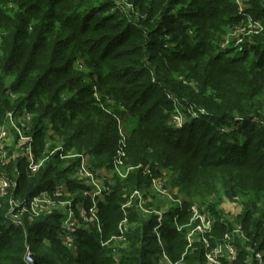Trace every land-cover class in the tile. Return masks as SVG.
<instances>
[{"label":"trees","instance_id":"1","mask_svg":"<svg viewBox=\"0 0 264 264\" xmlns=\"http://www.w3.org/2000/svg\"><path fill=\"white\" fill-rule=\"evenodd\" d=\"M231 2L0 0V127L8 125V112L25 108L30 119L23 130L34 147L58 137L64 149L89 156L93 167L123 161L126 168L106 202L97 204L101 232L79 228L73 253L52 237L60 210L31 218L29 207L60 180L69 198H82L75 193L82 184L71 177L78 158L53 153L35 173H26L20 152L25 144L9 129L6 140L15 149L6 144L0 160V172L10 180L0 194V264H30L28 257L35 264H158L163 252L165 264H207L196 236L186 247L197 223L189 206L218 187L242 207L231 221L202 210L214 220L207 237L215 242L239 223L246 239L231 234L237 255L230 264H257L254 253L264 249V0H244L246 12L262 21L246 35L248 50L241 53L220 47L227 27L241 21ZM193 27L195 39L188 33ZM171 32L179 35L175 45L170 40L176 33L165 38ZM169 95L186 111L205 114L175 130ZM162 167L191 200L163 213L164 247L158 254L151 246L157 242L151 233L157 215H143L135 201L123 204L134 190L150 188ZM15 172L21 174L17 179ZM153 198L150 205L160 208L161 197ZM125 212L127 223L121 225ZM11 213L20 221L13 222ZM110 235L124 247L103 246ZM44 238L58 242L64 255L45 247Z\"/></svg>","mask_w":264,"mask_h":264},{"label":"built area","instance_id":"2","mask_svg":"<svg viewBox=\"0 0 264 264\" xmlns=\"http://www.w3.org/2000/svg\"><path fill=\"white\" fill-rule=\"evenodd\" d=\"M236 3V6L239 10V14H242V16H245L244 14H247L245 11V2L244 0H234ZM260 29V24L255 21H250L247 24L244 22V20H241L239 23L233 26L227 27L223 41L221 42L220 47L221 48H230L235 47L238 52H244L248 50V47L244 46L246 35L257 32V30ZM249 40V39H247ZM173 97L169 95V98ZM200 112H204L203 110H200ZM197 111L192 110L193 116H196L197 113H200ZM12 118L15 119L16 124H13ZM30 119V115L27 112V110L24 108L21 113L14 114L13 112L7 113V120L8 125H11L14 128V131L16 132L17 136L23 142L25 145L22 148L20 152L26 157V173H35L43 163V161L50 156L53 153H58V156L60 159H70V158H78L77 164L73 170V176L75 179L78 180H84L86 183L93 188V192L90 193L88 190L82 191L81 195L82 198L74 202L71 201L70 198L64 199V200H58L56 201H47V203L50 205L49 207L52 208H60L61 212V218L64 216V219L69 215V211H75L77 209L78 204H82L87 202L88 206L86 207L85 216L88 217L86 223L92 226V229L95 228L99 233L101 232L100 228V222L97 217V204L99 202H103L105 200V197L110 193L111 189L109 188V185L106 183L108 181H105L106 178L103 177L101 179H96L93 175V165L91 162V159L89 156L82 155L81 153H77L76 151H70L67 149H64L63 145L58 146L54 145L53 147H50V142L45 141L43 148V156L41 158H36L34 155V145H33V139L26 133H24V128L27 127L28 121ZM23 120V121H21ZM0 128V160H3L5 157V149H4V141L6 140V137L8 135V131H5V133L1 132ZM48 142V143H47ZM19 172H15L14 178L17 179L20 177ZM0 180L3 183V186L0 188V194H2L6 187H8L10 180L8 178H5L3 176H0ZM99 181L104 183L103 185H99ZM59 182H65L64 180H60ZM59 182L55 185L54 195H60L61 190L63 189L62 185H58ZM13 184H15V181L13 180ZM163 179L161 178H154L151 183V187H153L158 193L152 194L151 191L147 189V191L143 192V189H137L134 190L132 193H137V209L140 213L144 214H151L152 212L155 213L157 216V222L156 225H154V229H156L159 225H161V217H162V211L160 209H154L150 205L151 196L154 197L156 195H162L163 197H166L168 193L163 189ZM95 192V193H94ZM96 197V200L92 199L90 194H93ZM148 194L147 196H145ZM43 196V193H40L38 196L33 198V200L30 203V212L31 210L34 211L38 205L40 206L37 201L41 199ZM91 199V200H90ZM46 200V199H44ZM127 203V202H126ZM125 203V204H126ZM125 204L123 206L125 207ZM150 205V206H149ZM41 208V206H40ZM44 208H47L45 205ZM196 217L199 219V223L192 229V231L187 233V247L191 245V243L194 241V237L196 236V240L200 241L204 248H205V258L207 264H225V263H231L236 255H237V249L231 242V234L233 233H225L222 238L219 240L216 239L215 242H211L209 238L207 237V231L209 230L210 226L214 222L212 217L206 212L204 214L198 213L196 214ZM20 218L15 213L12 217L13 222H18ZM81 218L80 220H82ZM62 220V221H63ZM69 222H72V224H76L78 227V223L75 222V220L72 219V217L68 218ZM127 222L122 223L121 225H125ZM82 226H79V228ZM83 229L87 228L85 226L82 227ZM123 226H120V230H122ZM125 229V227H124ZM235 233L241 232V226H237L233 229ZM70 232V231H69ZM103 243V242H102ZM163 257L168 261L167 256L165 253H162ZM254 257L256 259L257 264H264V249L262 251H256L254 253ZM32 259L31 257H28V261ZM33 260V259H32Z\"/></svg>","mask_w":264,"mask_h":264},{"label":"rangeland","instance_id":"3","mask_svg":"<svg viewBox=\"0 0 264 264\" xmlns=\"http://www.w3.org/2000/svg\"><path fill=\"white\" fill-rule=\"evenodd\" d=\"M230 1H232L231 3L233 4V6L235 5L234 8H236L235 9L236 14L241 16V20H244V22L246 24L248 22H250V21H255V22H257V23H259L261 25V23H260V21H262L261 17H258L256 15L254 16V14H250L249 12L247 13L246 11L245 12L247 14H244L245 16H242V14L238 13L239 10H238V8L236 6L235 1L234 0H230ZM137 14L138 13H135L136 16H137ZM262 19H264V16H262ZM186 21H188V20H186ZM192 21L195 23V26H197L198 21H196V20H192ZM194 28L195 27H193V29H189L188 30V33H190L192 35L191 37L193 39H195V36H196V29L194 31ZM174 34L176 35V39H175V41H171L170 40V45H175L177 43V41H179L178 32H171L170 34L165 35V38H167V39L169 38L170 39ZM183 45H185L184 41H183ZM230 48H233L235 52H238V50L235 47H230ZM232 54H234V52ZM170 100L173 103V108H172V110L170 112V115H171V119H172V121L174 123L173 127H174L175 130L181 129L189 119H192V117L197 118L198 116H200V114H205V112H200V113H197L196 116H193L192 109H189L188 111L191 112V114L189 116H186V113H188V111L185 110V106L182 105L181 101L175 96L174 97H170ZM21 121H23V120H21ZM12 122H13V124H16V121L13 118H12ZM263 125L262 124L259 125L258 129H261ZM0 128H2L1 132H3V133H5V131L9 132V129L14 130L13 126L11 125V122H10V126L7 125V123H5V125L1 126ZM225 130H226V127L223 126L221 128L220 132H224ZM51 132H52V129L49 126L47 128V130H46V133L51 134ZM184 134H186V132H184ZM52 136H54V135L52 134ZM45 139H46V136H45ZM19 141L21 142L20 139H19ZM47 141L48 142L52 141V142L55 143V145H58V146H62L63 145L62 141L58 137H56V138L53 137L52 140L50 138H48ZM6 144L9 145L10 148L12 147V149H15L14 142L11 139H8V140L4 141V143H3L4 149H6L5 148ZM50 147H51V144H50ZM42 148H43V146L40 147V145H37L36 147H34V155L36 156V158H41L43 156V149ZM44 149H45V146H44ZM67 150L75 152V148L74 147L67 148ZM1 161H3V160H1ZM0 164H2V163H0ZM162 170H163V173H161L157 177L163 179V184H164L163 185L164 186L163 189L168 193V195L165 198L162 195H159V197H161L160 200H162V201L160 202V208H158V209L163 210L162 211V216H163V213L166 212L168 209L177 207L179 204H181V202L189 201V199L191 200V198L189 196H187L185 193L180 192L178 187H175V186L172 185L171 178H170V175H171L172 171H170L168 169V167H162ZM93 172H94L93 175L95 176L96 179H101V178L105 177L106 178L105 181H108L106 183L109 185V188L112 189V187H114L113 185L116 184V181H117L118 178L123 179L125 177L126 168H125V166L123 164V161H119L117 164H113L112 166H108V167H106V166L96 167L94 165ZM73 174L74 173L72 172L71 177L73 179H75ZM0 176H3L5 178L8 177V175L5 172H2ZM75 180L76 181H80L78 179H75ZM99 183H100L99 185H103L104 186L103 182L99 181ZM80 184H82L81 188L79 190H77L75 193H81L82 191H85V190H88V192H90V193L93 192V188L94 187L88 185L86 183V181L81 180ZM52 185H53V187H55V184H52ZM58 185H62V187H63V189H60L61 190V194L58 195V196L54 195L53 191H49L47 189L46 190H41V193H43V196H42L41 199H39L37 201V203L40 204L41 208L38 205V207H36V209L34 211L31 210V212L29 213V216L31 218L32 217L33 218H37V217H41L42 218V217L47 216V215H49L51 213L52 209L49 207L50 205L47 203V201H51V202L52 201H56V202H58V199H62L63 200V199H68L69 198V194H68L69 192L67 190V183L66 182H59ZM2 186H3V183L0 180V188ZM218 188H217L216 191H214V193L205 196L200 201L199 200H193V202H191V204L189 206V208L191 209V213L204 214V211H202V210H205V211H208L209 213H212V212L209 211V210H211L213 212L216 211L219 215L221 214V217H223V218L225 216L230 221L233 220V218L237 214L236 212L238 211V209H241L242 206L240 205V203L238 201H230L226 197V195L222 192V190L220 188H219L220 189L219 190ZM148 190L151 191L152 194L158 193L153 187L148 188ZM145 191H147V189H143V192H145ZM94 193L90 194V195H91L93 200L94 199L96 200V197H95ZM147 195L148 194H146L145 196H147ZM126 196L128 198V201L125 204V206H130L135 201V206L137 207V193H132V194H129V195H126ZM157 196L158 195H156L155 197H157ZM44 199H46V200H44ZM70 199H71V201H73V206H74V202L77 201V200H75L74 198H70ZM151 199H154V198L151 196ZM106 200L107 199H105L104 201L106 202ZM45 205L47 206V208H44ZM87 206H88L87 202L82 203V204H78L77 209L75 211H73V210L69 211V215L66 217L65 220H63L64 216L61 218V214H60L59 219L57 220V224L59 225V229H58V231L56 232L55 235H52V237H54L57 241H59L61 243V245L66 246L67 249H69V251H71L73 253H76L78 242H79V238L81 236V234L79 232V226L87 227L85 229H87L89 232L91 231L93 233V235H95V236H97V234H99L98 231H96V230L93 231L91 225L86 223L87 218H88V217L85 216V211H86V207ZM58 209L60 210V208H58ZM14 214L15 213H11V219L14 216ZM144 215H147V214H144ZM212 215L214 216L213 213H212ZM126 216L128 217L127 212H125V216H123L122 223L127 222V220L125 218ZM215 216H214V218L216 220L217 216L216 217ZM70 217H72V219L75 220V222L78 223V227H77L76 224H72V222L67 221L68 218H70ZM192 217H193V215H192ZM81 218H83V219L80 220ZM223 218L220 219V221L224 220ZM198 223H199V219L197 217L196 225ZM237 226H241V225L239 223H234L233 229L235 227H237ZM82 227H80V228H82ZM225 228L227 230L229 228V226H225ZM160 229H161V225H159L156 229H154V227H152V229H151V233L155 234L156 237H157L156 238L157 242L154 243V244L152 243L151 246H153V248L156 249L157 253L160 252V250L163 249V247H164V244H163V241H162V236L160 234ZM192 229H194V228H192ZM192 229H190L188 232L192 231ZM210 230H211V226H210L209 230L207 231V233H210L211 232ZM219 231L220 230L216 229L215 233H219ZM48 232H50V230H48ZM232 232L235 234L234 230H232ZM209 235H211V234H209ZM235 235L237 237L241 238L242 240L246 239V236H245V233L243 232V229H241L240 233H237ZM111 237H112V235H110V237L108 239L104 240V242L102 243L103 246L112 247L113 248L115 245L118 244L119 247H124L122 244H119L120 242H117L116 240L113 241L111 239ZM110 240H112V241L110 242ZM117 240H119V239H117ZM231 242L235 246V248L237 249L236 244L233 241V238L231 239ZM42 243H43V245H45V247H47V248H49L51 250L59 251L61 255H64L65 251H62V248L60 247L58 242H56L54 240L51 241L48 238H44ZM252 249L254 250V248H252ZM28 262L30 264H35V261L32 260V259H30ZM157 262H158V264H165L167 262V260L163 257V260H159ZM171 264H173V263H171Z\"/></svg>","mask_w":264,"mask_h":264},{"label":"crops","instance_id":"4","mask_svg":"<svg viewBox=\"0 0 264 264\" xmlns=\"http://www.w3.org/2000/svg\"><path fill=\"white\" fill-rule=\"evenodd\" d=\"M47 134H49V133H47Z\"/></svg>","mask_w":264,"mask_h":264}]
</instances>
